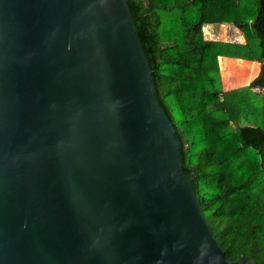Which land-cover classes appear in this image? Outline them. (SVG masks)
<instances>
[{
    "label": "water",
    "instance_id": "obj_1",
    "mask_svg": "<svg viewBox=\"0 0 264 264\" xmlns=\"http://www.w3.org/2000/svg\"><path fill=\"white\" fill-rule=\"evenodd\" d=\"M152 78L125 0H0V264H264L225 258Z\"/></svg>",
    "mask_w": 264,
    "mask_h": 264
},
{
    "label": "trees",
    "instance_id": "obj_2",
    "mask_svg": "<svg viewBox=\"0 0 264 264\" xmlns=\"http://www.w3.org/2000/svg\"><path fill=\"white\" fill-rule=\"evenodd\" d=\"M125 1L212 235L227 260L264 261V93L252 89L264 72V0ZM210 24L243 41L206 36ZM218 57L222 69L255 61L259 72L223 90Z\"/></svg>",
    "mask_w": 264,
    "mask_h": 264
},
{
    "label": "rangeland",
    "instance_id": "obj_3",
    "mask_svg": "<svg viewBox=\"0 0 264 264\" xmlns=\"http://www.w3.org/2000/svg\"><path fill=\"white\" fill-rule=\"evenodd\" d=\"M210 25L212 26H205L203 29L206 36L217 40L232 39V36L229 35V32L230 30L233 29V27H231L230 25H226V24H222V25L210 24ZM210 30L212 35H210ZM217 62L219 67L221 86L223 90H229L247 85L258 74L260 68V64L255 61L254 63L241 62V61H230V62L228 61L229 62L227 63L228 68L226 67L225 69H222L224 61H222L221 58H218ZM252 89L253 91L257 92V90H254V87Z\"/></svg>",
    "mask_w": 264,
    "mask_h": 264
},
{
    "label": "crops",
    "instance_id": "obj_4",
    "mask_svg": "<svg viewBox=\"0 0 264 264\" xmlns=\"http://www.w3.org/2000/svg\"><path fill=\"white\" fill-rule=\"evenodd\" d=\"M232 30H234V29H232ZM232 30H230L229 35H231L233 38H236L238 41H243V38L238 36L237 33L233 32ZM210 35H212L211 30H210ZM218 58H221V57H218ZM224 58H227V57H224ZM232 59H236V58H232ZM246 61H248V60H246Z\"/></svg>",
    "mask_w": 264,
    "mask_h": 264
},
{
    "label": "built area",
    "instance_id": "obj_5",
    "mask_svg": "<svg viewBox=\"0 0 264 264\" xmlns=\"http://www.w3.org/2000/svg\"><path fill=\"white\" fill-rule=\"evenodd\" d=\"M254 90H257V92H262V89L260 87H254Z\"/></svg>",
    "mask_w": 264,
    "mask_h": 264
}]
</instances>
